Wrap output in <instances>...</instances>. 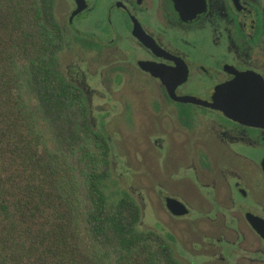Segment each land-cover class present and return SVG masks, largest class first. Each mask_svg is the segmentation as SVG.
I'll list each match as a JSON object with an SVG mask.
<instances>
[{
    "label": "flooded vegetation",
    "instance_id": "obj_1",
    "mask_svg": "<svg viewBox=\"0 0 264 264\" xmlns=\"http://www.w3.org/2000/svg\"><path fill=\"white\" fill-rule=\"evenodd\" d=\"M38 8L54 34L53 83L82 95L107 161L110 132L127 150L123 136L136 138L121 162L133 163L132 190L163 210L169 228L153 217L150 230L174 264L173 249L186 264H264V0Z\"/></svg>",
    "mask_w": 264,
    "mask_h": 264
},
{
    "label": "trees",
    "instance_id": "obj_2",
    "mask_svg": "<svg viewBox=\"0 0 264 264\" xmlns=\"http://www.w3.org/2000/svg\"><path fill=\"white\" fill-rule=\"evenodd\" d=\"M54 44L38 0H0V264H174L162 237L135 228L133 201L119 196L108 207L104 139L87 130L82 95L53 83ZM31 82L39 84L43 110L58 108L71 142L66 151L38 103H27ZM73 153L78 166L67 158ZM107 230L111 244H97L91 233Z\"/></svg>",
    "mask_w": 264,
    "mask_h": 264
},
{
    "label": "rangeland",
    "instance_id": "obj_3",
    "mask_svg": "<svg viewBox=\"0 0 264 264\" xmlns=\"http://www.w3.org/2000/svg\"><path fill=\"white\" fill-rule=\"evenodd\" d=\"M64 63V57L62 58V61ZM38 82L34 83H28V87L26 89V101L30 106L36 105V103H38L39 105V109L43 112H45V121L48 123V126L50 128V132L52 133V137L55 141V145H57L59 148H61L62 150L66 151L68 144L71 143L70 139L66 137L65 132L66 129L64 128V123H62L63 118H59L56 117V113L58 111V108H53L51 112H46L45 110H43V108L40 106V99H39V94H38ZM41 95V94H40ZM67 111L71 110V112H73L74 116L76 117L77 115V110L70 107V108H66ZM117 133L118 132H110L112 139L111 141V150L110 152L113 153H109L108 155V164L107 166L104 168L105 169V176L102 180V191L104 194L107 195V205L109 207L110 204L114 203V200L119 197L120 195H122L123 192H125L124 194H128L130 197H132V199L138 204V206L140 207V216L138 218H136V221L134 222L135 228L140 231H146L147 229H153L154 230V223L153 221V217H155L157 220L156 221V227L160 228V229H164L163 226H165L166 228H169V224L167 222V220L165 219V214L163 212V210L158 206L156 207V209L154 208L152 201L150 200V202L148 201V198L150 199L149 195H145L143 194V198L141 199L140 195L137 194L136 190H132V187L135 186L134 183H132V178H131V171H132V165L133 163L131 161H129L128 163H122L121 162V157L120 155H123V149L124 152L129 155V151L131 150L130 145H136V138H128L126 136H123V140H128L125 141V143H127L129 145V149L127 150L125 147L122 146H118L116 145V139H117ZM119 134V133H118ZM133 142V143H132ZM67 158L70 162H72L74 165H77V162L79 161L78 158V154L77 153H73V154H68ZM122 166H126L129 168L128 172L126 173V175L123 173V167ZM161 170V168H160ZM163 170V169H162ZM131 172V173H130ZM81 195H82V203H83V207L85 210V213H87V210L91 208L90 206V202L87 199V192L84 190L83 187H81ZM139 213V212H138ZM139 215V214H138ZM170 229L173 231V233L175 234V236L179 239L182 236V225L181 224H173L172 227H170ZM93 233V232H92ZM92 238L95 239V242L97 244L100 245L103 244L105 246H108L111 244L112 240V232L110 230H107L105 235L102 234H98V233H93ZM173 251V256H175V258L177 259V264H186L185 261L182 260L181 256L179 255V253L177 251H175L174 249L171 250V252ZM162 264H167L165 263V261L162 262Z\"/></svg>",
    "mask_w": 264,
    "mask_h": 264
},
{
    "label": "water",
    "instance_id": "obj_4",
    "mask_svg": "<svg viewBox=\"0 0 264 264\" xmlns=\"http://www.w3.org/2000/svg\"><path fill=\"white\" fill-rule=\"evenodd\" d=\"M166 200H167V204L169 205V200H170V198H166ZM172 200V202L173 203H175V204H179L180 205V203H178L177 201H175V200H173V199H171ZM179 205H176L178 208H177V210H172L174 213H181V212H183L184 210H181L180 209V207H179Z\"/></svg>",
    "mask_w": 264,
    "mask_h": 264
}]
</instances>
